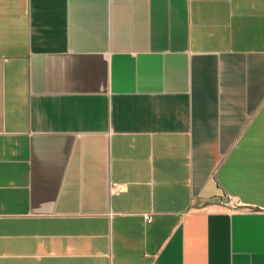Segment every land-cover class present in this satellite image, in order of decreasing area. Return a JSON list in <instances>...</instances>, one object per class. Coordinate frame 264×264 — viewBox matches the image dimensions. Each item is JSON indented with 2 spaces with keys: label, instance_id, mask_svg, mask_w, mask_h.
Here are the masks:
<instances>
[{
  "label": "crops",
  "instance_id": "obj_1",
  "mask_svg": "<svg viewBox=\"0 0 264 264\" xmlns=\"http://www.w3.org/2000/svg\"><path fill=\"white\" fill-rule=\"evenodd\" d=\"M0 264H264V0H0Z\"/></svg>",
  "mask_w": 264,
  "mask_h": 264
}]
</instances>
